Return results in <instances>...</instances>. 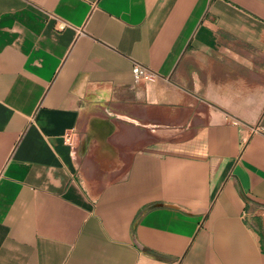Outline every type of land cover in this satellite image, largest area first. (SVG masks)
Here are the masks:
<instances>
[{"label": "crops", "instance_id": "0c3cea01", "mask_svg": "<svg viewBox=\"0 0 264 264\" xmlns=\"http://www.w3.org/2000/svg\"><path fill=\"white\" fill-rule=\"evenodd\" d=\"M258 124L264 0H0V264H264Z\"/></svg>", "mask_w": 264, "mask_h": 264}, {"label": "built area", "instance_id": "2783aa9c", "mask_svg": "<svg viewBox=\"0 0 264 264\" xmlns=\"http://www.w3.org/2000/svg\"><path fill=\"white\" fill-rule=\"evenodd\" d=\"M132 71H133L134 81L136 83L142 81H155L157 78V75L154 71H152L149 67H147L146 65H144L139 61H134ZM250 131L251 133H260L264 135V125L262 124L255 125L250 129ZM66 141L71 142L70 135L66 137Z\"/></svg>", "mask_w": 264, "mask_h": 264}]
</instances>
